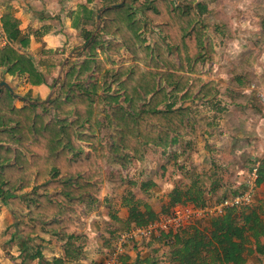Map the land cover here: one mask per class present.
<instances>
[{
    "label": "trees",
    "instance_id": "trees-1",
    "mask_svg": "<svg viewBox=\"0 0 264 264\" xmlns=\"http://www.w3.org/2000/svg\"><path fill=\"white\" fill-rule=\"evenodd\" d=\"M94 1L86 0L87 4ZM130 2L125 0L123 5L103 12L102 31L121 40L119 44L108 42L109 53L126 48L135 63L118 67L109 80L107 76L101 84L80 90L73 80L76 73L94 71L104 75L103 72H111L97 58L94 47L100 42L94 38L84 50L80 66L68 60L58 95L47 103L17 108L14 96L6 88L0 91V186L3 202L12 208L18 227L22 228L24 216L21 214L27 211L30 218L45 220L46 229L41 233L54 235L57 240L66 239L68 243L73 241L79 229L73 216L78 210L82 212L83 198L91 194L97 199L101 194L104 179L101 159L106 154L114 164L126 168L134 161L144 160L145 145L165 149L186 133L185 119L189 118L186 109L160 107L166 99L163 83L175 85L172 91L176 93L184 91L182 98L191 96L193 88L188 85L190 77L186 74L196 69L195 58L203 54L204 33L190 17L189 8L184 13L174 2L151 0L148 3L153 5L152 9L144 5L139 9L156 24L155 28L175 51L166 53V47L157 38L152 46H142L144 37L140 29L148 30V26L135 21ZM78 9L77 15L81 14L86 21L94 16V11L84 5H79ZM19 26L20 21L10 10L3 11L0 38L4 37L7 44L0 48V68L5 67L10 75L26 73L31 85H40L43 77L31 58L12 46L17 44L18 48H24L29 43V37L21 33ZM91 34H86V40ZM114 84L121 90L122 97L120 92L109 95ZM99 90H103L104 98H95ZM121 98L128 103L127 108L117 103ZM103 101L115 105L104 111L100 109ZM101 119L110 130L108 148L103 147L97 135ZM257 172L256 185L264 179V163L259 164ZM39 182H42L41 187L56 192V201L50 199L47 191L34 195L26 191ZM14 191L23 192L27 199L20 202L16 195L9 197V192ZM182 203L205 205L199 179H194L187 189L171 190L167 209ZM140 206V202L132 205L128 223L142 226L158 218L148 204H142L143 210ZM30 231L40 232L36 227ZM154 238L165 242L173 264H247L248 255L252 253L264 257V244L260 241L264 238V211L259 205L232 208L220 216L202 218ZM40 256L38 253L33 258L40 261ZM127 260L125 254L119 264H126Z\"/></svg>",
    "mask_w": 264,
    "mask_h": 264
},
{
    "label": "rangeland",
    "instance_id": "rangeland-1",
    "mask_svg": "<svg viewBox=\"0 0 264 264\" xmlns=\"http://www.w3.org/2000/svg\"><path fill=\"white\" fill-rule=\"evenodd\" d=\"M15 1L23 9L22 16L20 14L15 15V12L18 11L12 5V2ZM121 1L95 0L93 3L87 4L86 0H80V3L79 0H0V16L6 9L10 10L13 16L20 21L21 33L29 37V43L26 47L18 48L19 45L17 44H12V46L20 53L30 57L36 70L43 77L42 84L34 86L30 84L28 74L16 72L14 75H10L5 67H1L0 82H6L13 93L19 97H14V106L20 108L27 104L20 98L38 103L34 105L45 104L48 98L49 100L55 98L68 70L66 68L68 60L75 61L76 67L81 65L84 57L83 52L90 44L84 47L88 41L86 34L89 32L92 33L89 39L93 36L91 41L97 38L100 42L94 47L95 53L98 55L97 58L111 72L109 74L103 72L104 75L94 71L83 74L76 73L73 80L80 90H86L89 85L101 84L107 76L109 80L114 75L115 71L113 70L118 67H126L135 63L133 55L126 48L118 49L115 54L109 53L108 42L114 41V43L119 44L121 40L119 38L114 39L115 36L107 35L102 31L103 20L101 17L103 12L117 7L114 5H119ZM150 1L131 0L129 7L132 13L136 14L135 21H140L148 26V30L140 29V33L144 37L142 46H152L156 41L155 38H157L159 43L166 47V53H174L175 47L169 44L168 39L160 33L159 29L155 28L156 24L142 15L139 9V6L142 5L152 9L153 5L148 3ZM168 1L174 2L175 7L180 12L186 13V8H189L192 11L190 17L194 19L196 24L200 25L204 33L201 47L203 54L201 57L195 58L196 69L189 70L186 74L190 77L188 85L193 88L191 96L182 98L184 91L176 93L172 91L175 85L163 83L166 99L160 107L165 108L169 105L174 108L186 109L189 117V120L185 119L186 133L184 136L176 138L165 149L145 145V155L150 159L148 167L137 164L135 166L133 164L136 161H134L124 169L126 171H122L120 166L116 164L115 167L112 166L114 164L112 158L106 154L105 150L106 155L101 159V163L104 165V179H179L186 185L194 179H199L206 191L209 185L212 186L210 182L215 181L216 188L206 199L204 206L213 205L230 195L244 192L252 185L254 194L252 205H255L259 195V186H255L253 183L254 180L252 181V179L256 178L251 175V170L256 164L253 159L260 156L253 152L257 149L254 146L255 140L258 138L255 134V128L259 122L254 117L264 113V104L258 97V92L264 94V0ZM79 5H84L94 11V16L90 21L81 18V14L77 15ZM100 12V21H97L96 16ZM6 44V39L1 37L0 48L5 47ZM227 63L230 64L229 67L226 65ZM3 88H0V91ZM120 91L118 86L114 84L108 93L110 92L109 95L113 96ZM94 95L95 98H104L103 90H99ZM119 95L122 97V92ZM117 103L125 108L128 107V103L123 98ZM110 105L113 106L115 103L109 104V102L103 101L100 109L108 111ZM223 134L227 135L226 144L231 147L228 154L235 157L238 150L241 160L244 158L243 174H238L236 168L230 169L222 166L220 161L208 162V167L202 166L205 164V160L201 166L189 164L188 151L192 146L193 148H203V146L210 148L215 146L210 141L216 140L221 143L223 141L221 135ZM97 135L103 147L108 148L110 130L104 119H101V126L97 130ZM177 143L183 153H187L185 156H181L184 159H173L174 157H172L177 153L181 155V152H177ZM232 160L233 164H238L237 158ZM131 165L132 167H130ZM201 167L203 168L200 169ZM143 168L147 170H142ZM41 185L42 182L34 183L26 191H31L32 195L47 191L50 199L56 201V192L51 189L47 190ZM15 195L19 200L21 199L20 202L27 199L24 197L26 194L18 191L9 192L8 196ZM4 200L3 189L0 186V208L6 206L9 209L4 214L0 210L2 214L0 216V246L3 244L11 250V252L2 255L7 259L10 257L13 259L22 251L21 257L26 263L20 264H31V260H34L33 257L38 253L42 257L40 264H52L43 259L42 252L45 254L48 252V254L63 253L69 256L73 255V248L78 247L77 244L82 248L84 245L86 247L82 257L92 254L99 255L97 260L100 258V261L93 260L91 263L100 264L107 257L114 236L127 228V226L117 224L115 221L105 219L106 212L109 210V206L104 204L106 201H100L98 206L95 205L98 202L97 199L91 194L86 195L81 202L83 205L82 212L77 209L78 211L73 216L77 226L79 225L78 233L75 234L73 242L68 243L66 239L57 240L53 237L54 235L41 233L46 229L45 222H43L45 220L30 218L27 211L21 214L19 212L21 209L18 212L24 216V219L21 220L22 228L18 227L17 217L10 210V207L4 204ZM93 213L100 217H92ZM93 218L99 220L93 222ZM93 224L97 229L101 226L100 230L103 232L94 236L86 235L84 232L86 225L93 226ZM32 227H36L40 232H31ZM27 228L28 230L25 232ZM12 233L16 237V246L10 244L15 241L14 236H10ZM97 239L102 243L101 248L91 247V244ZM255 257V253L248 255L249 264H256ZM86 262L90 264L88 260ZM75 264L81 263L76 262Z\"/></svg>",
    "mask_w": 264,
    "mask_h": 264
},
{
    "label": "crops",
    "instance_id": "crops-1",
    "mask_svg": "<svg viewBox=\"0 0 264 264\" xmlns=\"http://www.w3.org/2000/svg\"><path fill=\"white\" fill-rule=\"evenodd\" d=\"M79 3H80V0H79ZM12 5L15 9L18 10L15 12V15L20 14L22 16L23 9H21L18 3L15 1V2H12ZM226 65L228 67L230 66L229 63H227ZM254 118L259 122L257 123V127L255 128V134L258 136V138H256L254 142V146H256L257 149L253 150V152L256 155H260V156L257 158H254L253 162L261 164V163H264V113L257 114L255 115ZM226 136H227L226 134L221 135V139H223L221 143L217 142L216 140L215 141L211 140L210 142H212V144H215V146H212L210 148H206L204 146L203 148L201 147L193 148L192 146L190 151H188L189 164L191 165L193 163L192 166H201L205 160V164L202 166L208 167V162L212 163V162L220 161L221 162L220 164H222V166H225L226 168H230V169L236 168L238 174H243L244 171L242 167H245V164H243L244 158L241 160V155L239 154L240 152L238 150L236 152L237 155H235V157L234 156L232 157L228 154L230 153L229 151L231 150V147H228V144H226V140H227ZM176 146H177V152H181V155L180 154L178 155L177 153V155L172 156L174 157L173 159H177V158L184 159V157L181 158V156H185L187 153H183L178 143ZM233 152H235V150ZM235 158L238 159L237 165L233 164L234 162L232 159H235ZM149 160L150 159L148 158V156L145 155V158L143 161H136L137 163L135 162V164L133 165L148 167ZM112 166L115 167V164H112ZM130 167H132V165ZM202 168L203 167H201L200 169ZM120 169L122 171H126L124 170L125 168L120 167ZM145 169L146 168H143L142 170H145ZM201 174L203 175V173ZM204 175L206 177V173ZM207 176H210V175H207ZM191 183L192 181L188 183V185H186V183H182L181 181H179V179H156V178H153V179H150V178L148 179H103V183L100 186L101 194L97 198L98 202L95 205L99 206L100 201H106L104 202V204H107V206H109V210L106 212L105 219L115 221L117 224L119 223L122 226L123 225L127 226L128 228L134 225L133 222L128 223V218L130 216V208L132 207V205L140 202L141 203L140 209L143 210L142 204L146 203L158 215L157 217H160L168 213L172 209V207L170 209H167L168 204H169V193L171 192V190L175 187L187 189L191 186ZM210 184H212V186L209 185V188L206 191L205 187L202 185V183H200V186L204 190L206 199L209 198L210 194L213 193V189L216 188L215 181H211ZM257 186H259L258 187L259 195L257 199V204L255 205L256 206L259 205L261 209L264 211V179ZM5 207L6 206L0 208L2 214H4V212H7V210L9 211V209ZM166 209L168 212L165 211ZM10 210L12 211L11 207H10ZM1 213H0V216L2 215ZM92 217L99 218L100 216L97 215L96 213H93ZM95 218L92 219L93 222H97V220H99ZM100 227L99 229H97L95 224H93V226L86 225L84 232H86V235L88 236H94L96 234H99V232H103L102 230H100ZM10 236H14L15 238V241L10 244L16 246L15 235H13L12 233ZM89 239L92 241L90 237ZM260 241L262 244H264V238H261ZM112 242H111V245H112ZM93 244H91V247L93 248H99V247L101 248L102 246V243L99 239L95 240ZM77 246L78 247L73 248V251H74L73 255L66 256L63 253L48 254L49 252L45 254V252H42L43 259H45L46 261L52 264H69V263L75 264L76 262H79L81 264H87L86 260H88L90 264H93L91 263L93 260H96L98 262L100 261V258L99 260H97L99 255L95 256L94 254H92V255H88V256L86 255L85 257H82V254H84L86 247L84 245L82 248L78 244ZM7 252H11V250L2 244L0 246V264L26 263L24 258L21 257L22 251L20 252L19 255H16L15 257H13V259H10L12 257L7 259L5 256L2 255L3 253L5 255ZM126 256L128 257L126 264H134L135 261H138V264H173V262H171V255L169 253L168 247L165 245V242L163 240H160L159 238H153L150 240H144L141 242L134 243L133 245L127 248ZM255 256L257 260L256 264H264L263 256H260L257 253H255ZM39 262H40L39 258H35L34 260H31V264H40ZM249 263L250 261L247 260V264Z\"/></svg>",
    "mask_w": 264,
    "mask_h": 264
},
{
    "label": "built area",
    "instance_id": "built-area-1",
    "mask_svg": "<svg viewBox=\"0 0 264 264\" xmlns=\"http://www.w3.org/2000/svg\"><path fill=\"white\" fill-rule=\"evenodd\" d=\"M260 101L264 104V94L258 92ZM259 163L251 170V175L257 179ZM256 179H252L255 184ZM256 186V185H255ZM252 185L244 192L233 194L210 206H196L192 203H182L174 206L168 213L158 217L146 225H132L118 232L112 242L111 249L105 260L100 264H119L131 243L150 240L161 233H170L177 228L187 226L202 218L220 216L226 210L242 208L253 204Z\"/></svg>",
    "mask_w": 264,
    "mask_h": 264
},
{
    "label": "water",
    "instance_id": "water-1",
    "mask_svg": "<svg viewBox=\"0 0 264 264\" xmlns=\"http://www.w3.org/2000/svg\"><path fill=\"white\" fill-rule=\"evenodd\" d=\"M124 2H125V0H122L121 1V3H119V5H123L124 4ZM119 5H114V6H119ZM100 14H101V12L99 13V14H97V16H96V19H97V21H100ZM98 29V28H97ZM93 38V36L90 38V39H88V41H87V43L84 45V47H86L89 43H90V41H91V39ZM2 87H4V88H6L15 98H19L17 95H15L14 93H13V91H12V89H11V87L6 83V82H4V81H1L0 82V88H2ZM20 99H22V100H24L25 102H27V104H29V105H34V104H38L37 102H35V101H31V102H29V101H27L26 99H24V98H20ZM49 101V98L47 99V101H45V102H48ZM43 103V102H42Z\"/></svg>",
    "mask_w": 264,
    "mask_h": 264
}]
</instances>
